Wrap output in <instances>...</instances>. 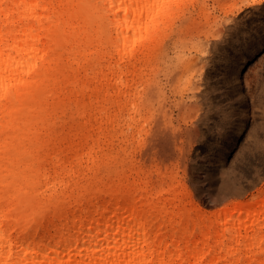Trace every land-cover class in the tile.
<instances>
[{
    "label": "bare ground",
    "instance_id": "1",
    "mask_svg": "<svg viewBox=\"0 0 264 264\" xmlns=\"http://www.w3.org/2000/svg\"><path fill=\"white\" fill-rule=\"evenodd\" d=\"M173 1L0 0V264H264V195L195 221L189 192L158 163L105 170L106 119L146 148L137 122L160 108L155 51ZM138 62L154 74L144 104L123 91ZM66 115L85 121L62 150Z\"/></svg>",
    "mask_w": 264,
    "mask_h": 264
},
{
    "label": "rangeland",
    "instance_id": "2",
    "mask_svg": "<svg viewBox=\"0 0 264 264\" xmlns=\"http://www.w3.org/2000/svg\"><path fill=\"white\" fill-rule=\"evenodd\" d=\"M243 1L170 3L155 51L160 108L153 121L142 113L137 122L145 150H134L132 132L124 135L125 129L112 128L108 119L98 139L106 172L120 171L131 159L144 167L154 161L177 174L176 193L189 192L186 209L195 221L264 195V1L232 13ZM128 72L123 91L137 92L144 104L153 71L138 62ZM84 121L66 115L55 127L56 147L80 143L73 128ZM90 129L95 138L96 129ZM173 204L176 212L181 203ZM24 224L27 231L36 225L32 216Z\"/></svg>",
    "mask_w": 264,
    "mask_h": 264
}]
</instances>
